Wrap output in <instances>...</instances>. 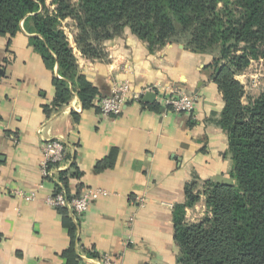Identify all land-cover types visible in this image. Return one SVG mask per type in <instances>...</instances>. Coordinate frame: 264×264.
<instances>
[{"label":"crops","instance_id":"crops-1","mask_svg":"<svg viewBox=\"0 0 264 264\" xmlns=\"http://www.w3.org/2000/svg\"><path fill=\"white\" fill-rule=\"evenodd\" d=\"M29 30L21 24L15 36H0V264H96L103 256L116 264H177L172 214L187 201L186 189L199 197L185 209L188 222L205 184L234 183L219 125L224 100L206 68L211 56L182 44L149 51L126 30L102 42L98 58L72 49L77 76L96 90L93 107L84 108L77 88L57 105L54 79L62 78L34 49ZM121 82L148 91L119 116H101L99 100ZM175 90L194 97L191 114L160 103ZM50 140L63 141L67 154L43 179L42 144ZM59 188L87 195L86 213L51 207L47 199Z\"/></svg>","mask_w":264,"mask_h":264},{"label":"trees","instance_id":"trees-1","mask_svg":"<svg viewBox=\"0 0 264 264\" xmlns=\"http://www.w3.org/2000/svg\"><path fill=\"white\" fill-rule=\"evenodd\" d=\"M67 1L52 0L61 11L44 16L39 14L44 0H0V36H15L21 24L30 27L37 35L31 44L43 62L57 65L62 78L54 79L57 105L66 104L75 88L84 108L93 107L96 95L77 76L72 48L61 29L69 16L79 26L76 46L90 59L102 55L101 43L114 36L111 27L121 25L147 43L149 51L177 31L190 36L194 53L221 46L226 64L219 65L217 59L206 68L214 70L210 76L224 100L219 125L227 132L234 183L205 184L211 217L197 224L185 220V209L198 200L186 189L187 201L175 205L172 214L177 264H264V92L243 105L241 85L233 76L248 65L250 53L264 57V0H79L78 12L69 10Z\"/></svg>","mask_w":264,"mask_h":264},{"label":"built area","instance_id":"built-area-1","mask_svg":"<svg viewBox=\"0 0 264 264\" xmlns=\"http://www.w3.org/2000/svg\"><path fill=\"white\" fill-rule=\"evenodd\" d=\"M145 91H135L128 82L115 83L111 89V93L107 97H103L98 102V110L101 116L105 118L117 117L121 114L125 103L129 100H138ZM194 97L182 91H172L168 97H162L160 103L167 107L173 113L189 115L194 109ZM43 161L40 164V173L43 179L53 177L55 167L60 166L66 159V145L61 140H50L42 144ZM56 168V170H58ZM20 197L26 200L33 198V194L24 196L21 192H16ZM47 203L55 209H66L74 216H82L89 208V199L87 195L80 197H69L63 188L57 189L48 197ZM96 264H116L103 256Z\"/></svg>","mask_w":264,"mask_h":264},{"label":"rangeland","instance_id":"rangeland-1","mask_svg":"<svg viewBox=\"0 0 264 264\" xmlns=\"http://www.w3.org/2000/svg\"><path fill=\"white\" fill-rule=\"evenodd\" d=\"M230 1L233 2L234 0H230ZM67 3L70 6L69 10H73L75 12L80 11L78 6H79V3L81 2L79 0H70V1H67ZM44 4H45V7L39 11L40 15H44V16L52 15L53 16L55 15V11H61V8L59 10V8H57V6L52 3V0H44ZM62 13H66V11L63 10ZM125 27L123 28L122 25L120 26V29L117 27H111L112 29H110L109 33H112V35H114L113 38L121 37L126 30H129L127 26ZM61 29H63L65 35L67 36L70 47H72V49L74 48L79 51L75 43L76 39L78 40L80 39L78 22L74 20L73 17L69 16L67 19L61 22ZM91 35L92 36H90L89 41L94 38L93 36L94 34H91ZM189 41H190V36L188 34L184 35L181 31L179 32L177 31V33L174 34V36L172 37L169 36L165 40H163V45H161L160 47L152 46L150 49L156 50L158 48H162L163 46L167 44H182L186 50L193 52L191 47L188 46ZM242 49H243V45L241 44L238 47V52H237L238 55L242 54ZM195 53H204V54L211 56L212 58L211 63L219 59V62H220L219 65L226 64V61L222 59L220 45H216L211 49L205 50L204 52H195ZM248 58H249L248 65L245 68H243L242 71L237 72L236 74L233 75L234 79L239 83V85H241L242 90H241L239 101H241V103L245 106L250 101L258 98L264 92V57L258 56L254 58L252 57L250 53L248 55ZM207 70L209 71L210 75L214 72V70L211 68H208ZM205 190L206 188H204L201 192H199V195L201 194L203 196L204 201H202V203H199L198 209L195 211L196 215L190 216L189 221L187 222L188 224H197V223L204 221V219L211 217L210 210L206 205L207 196H206Z\"/></svg>","mask_w":264,"mask_h":264},{"label":"water","instance_id":"water-1","mask_svg":"<svg viewBox=\"0 0 264 264\" xmlns=\"http://www.w3.org/2000/svg\"><path fill=\"white\" fill-rule=\"evenodd\" d=\"M145 97L148 98V100H149L150 98H153V94H151V93H147V94L145 95Z\"/></svg>","mask_w":264,"mask_h":264}]
</instances>
